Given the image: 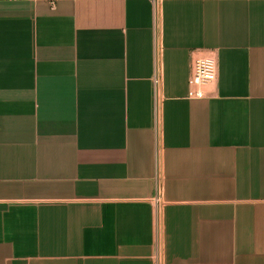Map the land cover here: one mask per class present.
I'll return each mask as SVG.
<instances>
[{
	"label": "crops",
	"instance_id": "obj_1",
	"mask_svg": "<svg viewBox=\"0 0 264 264\" xmlns=\"http://www.w3.org/2000/svg\"><path fill=\"white\" fill-rule=\"evenodd\" d=\"M158 242L264 264V0H0V264H155Z\"/></svg>",
	"mask_w": 264,
	"mask_h": 264
},
{
	"label": "built area",
	"instance_id": "obj_2",
	"mask_svg": "<svg viewBox=\"0 0 264 264\" xmlns=\"http://www.w3.org/2000/svg\"><path fill=\"white\" fill-rule=\"evenodd\" d=\"M218 63L214 53L207 55H199L193 58L191 64V73L188 79V97L203 98L206 95L205 89L217 80ZM153 203L156 212V219L159 222L162 217V192L158 187L157 194L153 198ZM155 264H164L163 250L161 243H157V248L154 255Z\"/></svg>",
	"mask_w": 264,
	"mask_h": 264
}]
</instances>
